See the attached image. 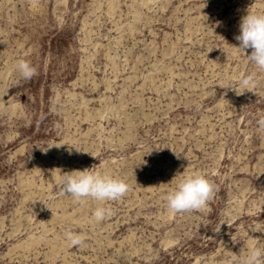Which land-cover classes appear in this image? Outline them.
I'll return each mask as SVG.
<instances>
[{
    "label": "rangeland",
    "instance_id": "rangeland-1",
    "mask_svg": "<svg viewBox=\"0 0 264 264\" xmlns=\"http://www.w3.org/2000/svg\"><path fill=\"white\" fill-rule=\"evenodd\" d=\"M247 11L264 0H0V264H233L264 249V71L228 46ZM92 167L127 194L61 193L57 169ZM194 171L212 198L170 214L168 183ZM99 206L113 215L97 223Z\"/></svg>",
    "mask_w": 264,
    "mask_h": 264
},
{
    "label": "clouds",
    "instance_id": "clouds-1",
    "mask_svg": "<svg viewBox=\"0 0 264 264\" xmlns=\"http://www.w3.org/2000/svg\"><path fill=\"white\" fill-rule=\"evenodd\" d=\"M239 34L234 36L238 46H230L237 53H242L245 59L257 69L264 71V12L247 11L238 23ZM251 49L249 55H245ZM16 70L25 81H31L36 75V69L29 61L20 59L16 62ZM255 74H246L239 77V87L245 91L255 89ZM261 130H264V118L258 121ZM46 151V150H45ZM94 167V166H93ZM91 169L73 170L59 174L60 190L64 196H69L77 202L92 199L98 202L118 201L128 192V184L118 178ZM176 181L175 187L167 191L164 199L168 212L172 215L204 209L215 192V186L200 172L190 174L176 173L171 184ZM166 184V185H168ZM113 215L110 208L97 207L92 217L95 222L104 221ZM66 239L72 246H84L85 237L81 234L68 232ZM230 257L233 264H264V249L250 245L243 255L233 254Z\"/></svg>",
    "mask_w": 264,
    "mask_h": 264
}]
</instances>
